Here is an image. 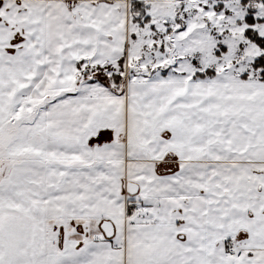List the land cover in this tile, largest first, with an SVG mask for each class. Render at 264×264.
<instances>
[{"label": "snow or ice", "instance_id": "obj_1", "mask_svg": "<svg viewBox=\"0 0 264 264\" xmlns=\"http://www.w3.org/2000/svg\"><path fill=\"white\" fill-rule=\"evenodd\" d=\"M0 264H264V0H0Z\"/></svg>", "mask_w": 264, "mask_h": 264}]
</instances>
